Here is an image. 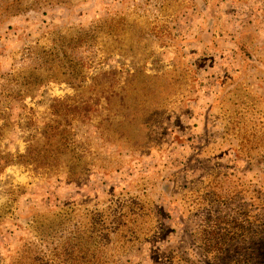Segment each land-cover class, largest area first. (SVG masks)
Returning a JSON list of instances; mask_svg holds the SVG:
<instances>
[{
  "label": "rangeland",
  "instance_id": "1",
  "mask_svg": "<svg viewBox=\"0 0 264 264\" xmlns=\"http://www.w3.org/2000/svg\"><path fill=\"white\" fill-rule=\"evenodd\" d=\"M0 154V264H264V0H0Z\"/></svg>",
  "mask_w": 264,
  "mask_h": 264
},
{
  "label": "trees",
  "instance_id": "2",
  "mask_svg": "<svg viewBox=\"0 0 264 264\" xmlns=\"http://www.w3.org/2000/svg\"><path fill=\"white\" fill-rule=\"evenodd\" d=\"M27 156L28 155L18 156L16 158V160L19 159L20 161L24 162ZM14 159L15 158L11 154H6L5 156H1V154H0V172L6 166H8L10 164H13L14 163Z\"/></svg>",
  "mask_w": 264,
  "mask_h": 264
}]
</instances>
